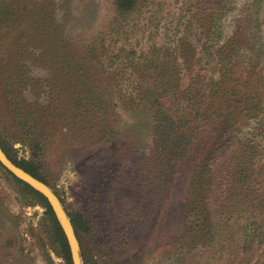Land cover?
Wrapping results in <instances>:
<instances>
[{"label": "trees", "instance_id": "obj_1", "mask_svg": "<svg viewBox=\"0 0 264 264\" xmlns=\"http://www.w3.org/2000/svg\"><path fill=\"white\" fill-rule=\"evenodd\" d=\"M110 1V30L126 35L127 16L139 11L142 0ZM230 3L181 0L180 15L166 25V38L152 39L137 51L116 47V38L105 44L101 32L77 51L63 38L60 24H54L52 2L0 0V93L6 95L17 123V141L30 151L28 159L12 157V143L0 132V145L16 165L46 183L39 174L40 161L57 129L61 128V135L66 129L76 131L95 144L92 149L107 144L113 152L109 143L119 110L143 108L151 114L149 159L155 169L144 172L143 164L130 171L131 179L150 193L152 188L145 182L154 176L158 181L150 183H163L156 187L162 203L167 194L163 187L188 177L178 214L175 209L159 212L163 220L168 215L177 218L175 234L169 242L140 251L144 260L152 254L167 264L209 259L264 264V15L258 17L260 7L254 16L245 13V7L233 33L222 37L219 21ZM14 35L15 47H7L11 41L5 42L6 38ZM30 67L42 71L35 75ZM34 90L29 101L25 92ZM117 142L114 138V145ZM10 175L45 207L65 264H72L66 237L46 198ZM213 213L220 219L214 220ZM135 214L134 218L125 212L94 218L99 228L105 222L112 224L111 229L104 228L110 238L117 240L122 234L126 242L132 240L129 227ZM69 216L87 264L81 234L89 231L90 221L80 213ZM164 226L157 231L164 233ZM234 226L241 233L240 242L225 236ZM252 243L262 245L259 254L252 251Z\"/></svg>", "mask_w": 264, "mask_h": 264}, {"label": "rangeland", "instance_id": "obj_2", "mask_svg": "<svg viewBox=\"0 0 264 264\" xmlns=\"http://www.w3.org/2000/svg\"><path fill=\"white\" fill-rule=\"evenodd\" d=\"M39 1L41 4L53 3V22L60 24L58 29L62 32L63 38H67L77 51L81 45L88 42L92 35L100 32V36L105 38V44H108L111 38H116V47L126 49L132 47L137 51L144 48L145 44L152 39L161 41L166 38L165 34H169L166 25L168 26V21L175 20L180 15L177 8L181 0H142L139 11L127 16L126 35L116 34L110 30L109 24L113 21L110 0ZM230 6L231 8L219 21L223 26L222 37L230 35L236 29L235 23L239 14L251 12L254 16L257 7H260L258 17L263 18L264 15V0L258 2L256 0L253 4L251 0H231ZM46 9L49 11L48 8ZM14 37L15 35L6 38L5 42L11 41L10 44H6L7 47H15L12 45ZM112 46L111 43L110 50ZM61 50V48L57 49V51ZM59 59L61 61V57ZM30 69L35 75L42 71L35 67ZM77 82L74 81V84ZM35 92L36 90L30 93L26 91V99L31 101ZM9 109L6 95L4 98L0 93L2 137L6 142L12 143V157L28 159L30 151L27 146L17 141L20 138V132L13 119V113ZM119 112L118 120L113 124L115 134L109 143L114 147L113 152L106 146L107 144L100 149H92L95 144L90 145L88 138L80 137L76 131L68 129L61 135L59 131L61 128H59L57 134L52 137V144H49L45 158L40 161L42 166L39 174L59 197L68 215L80 213L88 216L89 231L86 230L81 234L87 264H167L166 261L157 260L152 254L146 256L145 260L139 254H143L140 251L160 241L169 242L175 234L177 218L168 215L163 220L159 212L175 209L176 215L178 214L185 196L188 177L163 187L167 194L162 203L156 187L163 183H150V181H158L154 180V176L151 175L149 181L145 182L152 188L151 192L143 191L139 181L131 179L133 175L130 171L143 164L146 167L144 172L155 169V166L150 168L149 159L153 144L152 120L149 117L151 114L145 112L143 108L136 111L119 110ZM114 138L118 141L116 145H114ZM261 153L264 157V143L261 146ZM143 178L146 179L144 175ZM158 189L161 190V188ZM122 212L132 218H134L133 215L136 216L135 213H138L137 218L130 223L132 240H126L127 243L124 242L122 234L117 240L110 238L108 235L110 233L104 228L111 229L112 224L104 220V225L102 224L103 226L99 228L96 225L99 220L94 218L100 215L107 218ZM233 215L235 216V213ZM213 219L217 221L220 217L213 213ZM234 221L235 219H232L230 222ZM162 223L165 225L164 233L157 231ZM118 227L121 228L120 225ZM118 227L115 229L121 231ZM235 227L234 230L226 232L225 236L227 239L233 238L236 242H240L241 233ZM79 245L81 258L85 264L81 244ZM251 247L254 253L259 254L261 251L259 248L262 245L252 243ZM164 250L163 248L162 253ZM160 251L159 249L156 253L160 254ZM243 256L248 257L246 254ZM252 256L254 259L259 258ZM206 262L199 261L194 264H224L223 261L215 262L210 259ZM0 264H65L55 238L54 227L48 215L45 214V207L1 166Z\"/></svg>", "mask_w": 264, "mask_h": 264}, {"label": "water", "instance_id": "obj_3", "mask_svg": "<svg viewBox=\"0 0 264 264\" xmlns=\"http://www.w3.org/2000/svg\"><path fill=\"white\" fill-rule=\"evenodd\" d=\"M0 166L14 177L28 184L32 189L42 194L49 203L68 243L72 264H83L80 245L71 222V218L63 207L59 197L42 180L36 178L20 166L16 165L4 152L0 145Z\"/></svg>", "mask_w": 264, "mask_h": 264}]
</instances>
